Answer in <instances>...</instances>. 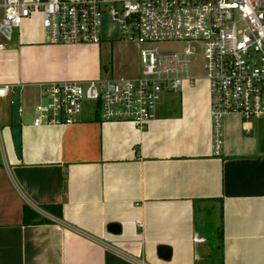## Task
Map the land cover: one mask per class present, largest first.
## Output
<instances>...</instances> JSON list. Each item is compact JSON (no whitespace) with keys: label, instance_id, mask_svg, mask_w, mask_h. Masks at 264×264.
<instances>
[{"label":"crops","instance_id":"obj_1","mask_svg":"<svg viewBox=\"0 0 264 264\" xmlns=\"http://www.w3.org/2000/svg\"><path fill=\"white\" fill-rule=\"evenodd\" d=\"M105 38L50 44L36 14L0 53V84L18 86L25 108L14 113L0 98V264H200L202 210L222 229L219 264H264V124L226 116L215 154L205 79L206 91L192 80L167 94L168 107L161 102L143 129L101 121L90 106L79 123L33 125L41 84L94 80L113 68L117 28ZM135 66L117 77L137 76ZM26 210L42 221L24 222ZM161 244L172 248L169 260Z\"/></svg>","mask_w":264,"mask_h":264},{"label":"built area","instance_id":"obj_2","mask_svg":"<svg viewBox=\"0 0 264 264\" xmlns=\"http://www.w3.org/2000/svg\"><path fill=\"white\" fill-rule=\"evenodd\" d=\"M36 14L42 16L50 44H101L108 16L122 41L185 47L182 52L141 49L135 77H117L108 65L94 80L41 84L35 127L79 123L90 105L101 121L146 128L163 96L194 79L190 56L197 44L210 90L215 154L222 151L226 116H240L245 127L264 119V0H0V53L14 41L15 30ZM18 96V86L0 84V98L18 104L22 115Z\"/></svg>","mask_w":264,"mask_h":264},{"label":"rangeland","instance_id":"obj_3","mask_svg":"<svg viewBox=\"0 0 264 264\" xmlns=\"http://www.w3.org/2000/svg\"><path fill=\"white\" fill-rule=\"evenodd\" d=\"M110 17H105L104 18V30H103V41H106L105 35H107V33H115L116 32V25L115 24H109V19ZM18 33V30H15L14 36L13 38L15 39L16 34ZM122 41V40H121ZM120 40L116 41L115 44H118V47L115 48V53H114V59H113V72L115 76H117V74H121V69L124 66H129L130 68H136L135 65L140 64V70H141V49L143 48H157L159 50H175L177 52H182L184 47H185V43H178V42H171V43H153L149 46H143V45H139L138 43H136L135 41H122ZM190 75L194 78V82H193V86L194 88H197L199 90L202 91H206V83L203 81L204 78V69H203V57H202V50L201 47L197 44L196 45V52L194 54H192L190 56ZM182 90V89H181ZM175 92L174 93H169V97L171 96H175ZM167 94H165L163 96L162 99V103H163V108H167L168 105L170 104ZM90 106V105H88ZM91 107V106H90ZM89 107V108H90ZM10 109H12V111L15 113L18 109V104L15 105H10ZM263 122L262 124H264V119L262 120H257L255 121V124H259ZM206 208H210V207H206ZM205 211L202 210L200 211L199 214V219H203L206 218V222H202L201 220H199L198 222V226L200 229V233H202L204 235V240L201 241L200 243V247H199V251H200V259L199 262L200 264H209L208 262H214L215 264H219L220 263V248L218 249L217 247L220 246V239H218V236H216V238L218 240H216V245H212V240L210 238V236L215 233L217 235V232L220 231V226H219V222H212L213 226L210 225L212 224L209 219L210 216H208L207 214H204ZM211 228V230H209ZM212 259H210V258ZM216 257V258H215ZM208 258V259H207Z\"/></svg>","mask_w":264,"mask_h":264},{"label":"water","instance_id":"obj_4","mask_svg":"<svg viewBox=\"0 0 264 264\" xmlns=\"http://www.w3.org/2000/svg\"><path fill=\"white\" fill-rule=\"evenodd\" d=\"M12 135L14 139L15 149L18 156L22 153V139H21V126L15 125L12 127ZM109 230L115 234H119L122 230L120 224H111ZM158 254L161 258L169 260L172 257V248L168 245L161 244L158 246Z\"/></svg>","mask_w":264,"mask_h":264},{"label":"trees","instance_id":"obj_5","mask_svg":"<svg viewBox=\"0 0 264 264\" xmlns=\"http://www.w3.org/2000/svg\"><path fill=\"white\" fill-rule=\"evenodd\" d=\"M38 218H39V217H38V215H37L36 213H34V212L30 211V210H26V211H25L24 222H26V223H34V222H36V221H40V220H41V219L39 220ZM41 221H42V220H41ZM209 230H211V228H210ZM216 236H218V239H221V238L223 237L222 229H221L220 231L217 232V235H216L215 233H213V234L210 236V238H211V240H212V245H216V240H218V239L216 238ZM217 248L219 249V248H221V246H218ZM212 261H213V260H212ZM212 261H211L210 264H214V262H212Z\"/></svg>","mask_w":264,"mask_h":264}]
</instances>
